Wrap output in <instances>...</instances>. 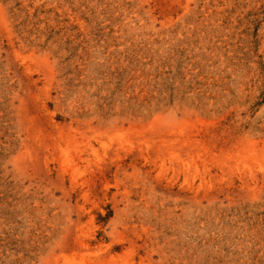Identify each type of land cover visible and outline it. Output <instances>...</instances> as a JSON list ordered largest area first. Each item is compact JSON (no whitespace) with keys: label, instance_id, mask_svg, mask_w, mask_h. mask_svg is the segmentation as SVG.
<instances>
[{"label":"rangeland","instance_id":"374dc122","mask_svg":"<svg viewBox=\"0 0 264 264\" xmlns=\"http://www.w3.org/2000/svg\"><path fill=\"white\" fill-rule=\"evenodd\" d=\"M0 264H264V0H0Z\"/></svg>","mask_w":264,"mask_h":264}]
</instances>
